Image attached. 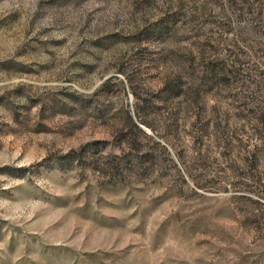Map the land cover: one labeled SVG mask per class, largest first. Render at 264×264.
<instances>
[{
  "label": "rangeland",
  "instance_id": "1",
  "mask_svg": "<svg viewBox=\"0 0 264 264\" xmlns=\"http://www.w3.org/2000/svg\"><path fill=\"white\" fill-rule=\"evenodd\" d=\"M0 264H264V0H0Z\"/></svg>",
  "mask_w": 264,
  "mask_h": 264
}]
</instances>
